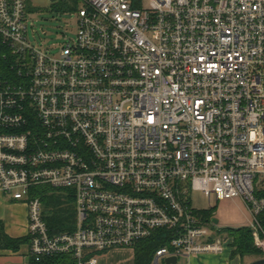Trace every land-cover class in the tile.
Segmentation results:
<instances>
[{
  "label": "built area",
  "instance_id": "built-area-1",
  "mask_svg": "<svg viewBox=\"0 0 264 264\" xmlns=\"http://www.w3.org/2000/svg\"><path fill=\"white\" fill-rule=\"evenodd\" d=\"M79 1L53 56L0 0V193L28 205L30 254L97 264L159 229L152 264L223 252L194 190L241 197L264 251V0ZM45 185L74 194L73 230L51 233Z\"/></svg>",
  "mask_w": 264,
  "mask_h": 264
},
{
  "label": "rangeland",
  "instance_id": "rangeland-1",
  "mask_svg": "<svg viewBox=\"0 0 264 264\" xmlns=\"http://www.w3.org/2000/svg\"><path fill=\"white\" fill-rule=\"evenodd\" d=\"M73 2V0H27L29 41L37 48L45 50L53 56H58L62 46L66 42L74 40L78 31L77 11L82 2L78 0L76 7ZM192 203L197 210L211 211L212 217L219 220L218 225L220 230L222 229L219 233L226 243L224 251L231 254L234 249L231 245L232 238L229 231L225 229L250 224L252 214L246 202L241 197L217 200L215 195H212L209 199L201 191L194 190ZM206 223L210 224L211 222ZM112 254L114 262L119 261L122 264L131 262L132 253L130 250H115ZM261 258L264 257L246 256L241 259L244 264H252L253 261Z\"/></svg>",
  "mask_w": 264,
  "mask_h": 264
},
{
  "label": "trees",
  "instance_id": "trees-1",
  "mask_svg": "<svg viewBox=\"0 0 264 264\" xmlns=\"http://www.w3.org/2000/svg\"><path fill=\"white\" fill-rule=\"evenodd\" d=\"M76 7L78 0H73ZM264 193V192H263ZM40 195L43 202V213L50 226L51 233L71 231L76 224L75 197L69 189H56L51 186H40L33 191ZM204 219L212 221L211 211L199 210ZM264 227V212L260 215ZM222 230V229H221ZM219 230V232H221ZM232 238L231 245L234 247L231 256L239 255L242 259L246 256L264 257V251L255 245L252 230L249 225L237 228H227ZM170 230L159 229L151 237L140 240L134 246V264H152L157 249L168 243ZM29 242L26 237H10L3 229H0V242L2 246L17 248L24 242ZM100 253V252H99ZM30 264H78L77 259L71 254H59L46 256L41 260L31 257ZM244 264V263H242Z\"/></svg>",
  "mask_w": 264,
  "mask_h": 264
},
{
  "label": "crops",
  "instance_id": "crops-1",
  "mask_svg": "<svg viewBox=\"0 0 264 264\" xmlns=\"http://www.w3.org/2000/svg\"><path fill=\"white\" fill-rule=\"evenodd\" d=\"M0 229H3L13 238L28 236V205L23 201L14 200L0 193ZM125 249L130 250L132 253V259L129 264H134V247L113 248L98 253L97 264H122L119 261L114 262L112 253L115 250ZM31 257L29 242L27 241L17 248L2 246L0 242V264H30ZM238 257H232L229 252L225 251L220 253H202L193 256L191 264H242L241 257ZM234 261L236 262L234 263Z\"/></svg>",
  "mask_w": 264,
  "mask_h": 264
},
{
  "label": "water",
  "instance_id": "water-1",
  "mask_svg": "<svg viewBox=\"0 0 264 264\" xmlns=\"http://www.w3.org/2000/svg\"><path fill=\"white\" fill-rule=\"evenodd\" d=\"M54 1V0H52ZM214 223L218 224L219 220L217 218L213 219ZM167 264H176L177 262V256L173 255V256H168L165 259ZM253 264H264V258L261 259H257L255 261H253Z\"/></svg>",
  "mask_w": 264,
  "mask_h": 264
}]
</instances>
